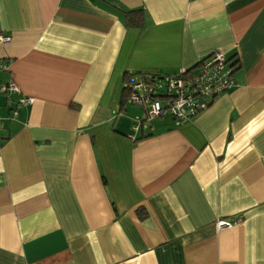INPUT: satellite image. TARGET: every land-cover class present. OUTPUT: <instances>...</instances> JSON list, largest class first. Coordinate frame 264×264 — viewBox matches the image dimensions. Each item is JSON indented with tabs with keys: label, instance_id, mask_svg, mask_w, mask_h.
I'll list each match as a JSON object with an SVG mask.
<instances>
[{
	"label": "crops",
	"instance_id": "crops-1",
	"mask_svg": "<svg viewBox=\"0 0 264 264\" xmlns=\"http://www.w3.org/2000/svg\"><path fill=\"white\" fill-rule=\"evenodd\" d=\"M106 1L0 0V264H264V0H108L140 29ZM215 50L235 84L206 110L120 116L127 75Z\"/></svg>",
	"mask_w": 264,
	"mask_h": 264
},
{
	"label": "built area",
	"instance_id": "built-area-1",
	"mask_svg": "<svg viewBox=\"0 0 264 264\" xmlns=\"http://www.w3.org/2000/svg\"><path fill=\"white\" fill-rule=\"evenodd\" d=\"M9 40L8 34L0 33V42L7 43ZM0 67L6 68L7 64H1ZM234 67V64L221 51L215 50L202 58L194 70L179 71L174 75L165 76V90H162L158 83L161 78L150 81L152 79L131 74L126 82L128 95L125 103L143 108L150 120L170 117L175 124H184L206 110L216 96L235 84ZM156 89L160 91L156 92ZM19 91V87L13 80L0 84V95ZM32 102V97L22 96L17 103L11 105L8 102L7 106L11 115L15 116L19 107ZM143 121L136 117L134 129L137 130ZM129 137L134 140V136ZM217 225L223 227L230 223L219 220Z\"/></svg>",
	"mask_w": 264,
	"mask_h": 264
},
{
	"label": "trees",
	"instance_id": "trees-1",
	"mask_svg": "<svg viewBox=\"0 0 264 264\" xmlns=\"http://www.w3.org/2000/svg\"><path fill=\"white\" fill-rule=\"evenodd\" d=\"M106 2L111 4L115 9L118 10V12H120L122 14V17H123L127 27L136 28V29H140V28L143 27V25H144V10L143 9H140V8L123 9V8H121L118 4H116L113 1L112 2L111 1L108 2V0H107ZM189 70H191V69H189ZM135 73L136 74L133 73L132 75L144 76L145 78L152 79L150 81H153V79L155 80V79L162 78V76L160 74L153 73V72H150V71H140V72H135ZM128 80H129V75H127L125 77V82H127ZM127 95H128V91H127V87H126V84H125L123 89H122V91H121L120 102H119L120 108H123V106L125 105V100H126ZM140 120H143V119H140ZM145 124L146 123H145V120H144L143 123L140 124L138 128H140V127L141 128H145L146 127ZM148 135H150V134H146L145 136H142V137H146ZM137 212H138V216L140 218H142V219L145 218L146 211H145L144 207H142V206L138 207L137 208Z\"/></svg>",
	"mask_w": 264,
	"mask_h": 264
},
{
	"label": "rangeland",
	"instance_id": "rangeland-1",
	"mask_svg": "<svg viewBox=\"0 0 264 264\" xmlns=\"http://www.w3.org/2000/svg\"><path fill=\"white\" fill-rule=\"evenodd\" d=\"M165 80H166V78L162 77L158 82L160 84V87H162V90H165V88H166L165 87ZM124 83H125V79H124ZM122 84H123V80L119 81L118 85L122 86ZM159 91H160V89H156V92H159ZM125 106H126V109H123L121 111L120 116L127 114L132 119H134V118L136 119V117H137L139 119L146 120V122H148V123L152 122V123L158 124L160 126H164L165 124H169L170 122H172V119L170 117L155 118V119H152L150 121V119L147 118L146 113H145L143 108H141L139 106L132 105L130 103H126ZM129 117H127V118H129ZM135 124H136V122H135Z\"/></svg>",
	"mask_w": 264,
	"mask_h": 264
}]
</instances>
